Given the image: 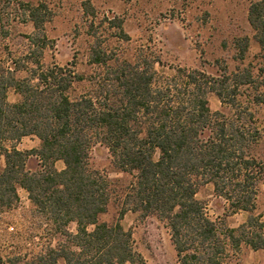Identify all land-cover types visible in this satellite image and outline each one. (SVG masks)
Segmentation results:
<instances>
[{"label":"trees","instance_id":"obj_1","mask_svg":"<svg viewBox=\"0 0 264 264\" xmlns=\"http://www.w3.org/2000/svg\"><path fill=\"white\" fill-rule=\"evenodd\" d=\"M28 7L42 29L44 4ZM248 20L264 51V0L250 5ZM92 55L108 69L89 78L39 58L24 78L0 64V218L19 208L24 188L46 240L29 246L37 235L21 236L10 252L0 253V264H144L120 222L129 211L166 221L179 264H232L244 243L264 249L263 214L256 212L264 162L253 152L260 131L247 118L212 110L209 93L225 100V86L217 88L199 70L180 67L162 78L154 61ZM249 76L238 83L248 84ZM86 78L91 88L73 95L74 84ZM11 90L19 96L15 102ZM30 135L40 147L19 149ZM98 144L108 148L118 170L133 176L116 223L100 220L113 191L110 178L91 163ZM33 156L41 162L35 171L27 168ZM60 160L65 166L59 170ZM208 183L226 201L224 217H212L197 198ZM241 211L249 213L247 220L231 227L226 218Z\"/></svg>","mask_w":264,"mask_h":264},{"label":"rangeland","instance_id":"obj_2","mask_svg":"<svg viewBox=\"0 0 264 264\" xmlns=\"http://www.w3.org/2000/svg\"><path fill=\"white\" fill-rule=\"evenodd\" d=\"M256 1L0 0V64L14 71L18 78H24L28 75L27 67H35L32 61L39 58L46 66L72 68L89 78L108 69L93 63L92 54L96 50L120 61L139 58L154 61V69L162 78L175 75L180 67L202 71L217 82V88L221 84L226 88L225 100L215 92L209 93L212 110L230 119L247 118L251 128L259 129V141L253 145V152L264 162V51L256 42L248 20L249 7ZM39 4L45 6L41 11L45 20L42 29H37L28 15V6ZM122 32L129 39L121 37ZM32 36L37 42L32 41ZM247 74L250 82L240 85L239 78L246 79ZM90 88L91 82L86 78L74 84L72 94L77 96ZM18 98L13 90L9 92L11 102ZM40 145L41 140L30 135L18 143V148L31 150ZM91 163L112 182V199L100 220L116 223L125 188L133 176L114 166L108 148L103 145L95 146ZM64 166L61 160L56 163L59 170ZM27 168L38 170L41 162L33 156ZM262 187L264 173L256 210L263 214L264 220ZM19 193V208L0 218V253L3 254L10 252L12 243L22 240L21 236L37 235L29 246L46 241L40 238L41 230L32 220L28 192L20 188ZM197 198L206 204L212 217H224L226 201L216 196L211 183L200 188ZM226 220L234 227L243 221V216L231 215ZM120 222L132 232L134 247L143 255L144 264H179L166 221L129 211ZM70 230L75 233L77 224L72 223ZM58 240L55 238V245ZM246 255L240 251L232 264H252L245 261ZM258 256L255 262L261 260L264 264V253Z\"/></svg>","mask_w":264,"mask_h":264},{"label":"crops","instance_id":"obj_3","mask_svg":"<svg viewBox=\"0 0 264 264\" xmlns=\"http://www.w3.org/2000/svg\"><path fill=\"white\" fill-rule=\"evenodd\" d=\"M262 189H264V187H262L261 190ZM261 194H264V192H261ZM259 197H260V193H259ZM245 213H247V212H245ZM237 215L243 216V221L240 224L244 223L247 220V216L244 214L243 211L241 213H236L233 216H237ZM240 224H238L237 226H234V227H238ZM241 251H243V253L246 252V254H247L246 255V260H245L246 262H251L252 264H261V260H257V262H255V261H256L257 258H259V256H258L259 254L263 255L264 249L255 250L250 245L244 243L241 246Z\"/></svg>","mask_w":264,"mask_h":264}]
</instances>
